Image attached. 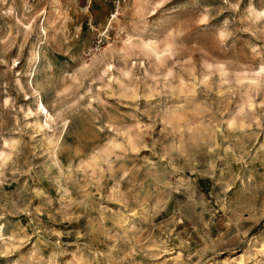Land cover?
<instances>
[{
	"label": "rangeland",
	"instance_id": "obj_1",
	"mask_svg": "<svg viewBox=\"0 0 264 264\" xmlns=\"http://www.w3.org/2000/svg\"><path fill=\"white\" fill-rule=\"evenodd\" d=\"M0 264H264V0H0Z\"/></svg>",
	"mask_w": 264,
	"mask_h": 264
},
{
	"label": "bare ground",
	"instance_id": "obj_2",
	"mask_svg": "<svg viewBox=\"0 0 264 264\" xmlns=\"http://www.w3.org/2000/svg\"><path fill=\"white\" fill-rule=\"evenodd\" d=\"M37 51V50H36ZM38 53L37 56H36V63L37 61L39 62L41 60V53L40 51L39 52H36ZM34 65V64H33ZM39 108H40V111L42 112H46V114L48 115V110L47 108L45 107V105L43 104L42 100H39ZM224 262H228V263H231V262H238L237 258L236 257H228L226 259L223 260Z\"/></svg>",
	"mask_w": 264,
	"mask_h": 264
},
{
	"label": "built area",
	"instance_id": "obj_3",
	"mask_svg": "<svg viewBox=\"0 0 264 264\" xmlns=\"http://www.w3.org/2000/svg\"><path fill=\"white\" fill-rule=\"evenodd\" d=\"M101 41H102V35L100 34V36H99V38H98L96 44L98 45Z\"/></svg>",
	"mask_w": 264,
	"mask_h": 264
}]
</instances>
